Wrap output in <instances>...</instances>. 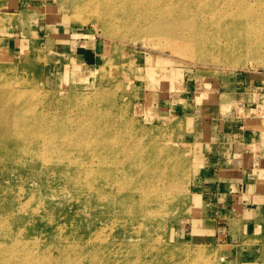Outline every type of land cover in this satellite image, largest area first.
Returning a JSON list of instances; mask_svg holds the SVG:
<instances>
[{
	"label": "rangeland",
	"instance_id": "1",
	"mask_svg": "<svg viewBox=\"0 0 264 264\" xmlns=\"http://www.w3.org/2000/svg\"><path fill=\"white\" fill-rule=\"evenodd\" d=\"M96 1L77 7L75 0H0V72L6 64L9 70L28 67L42 111L54 121L71 123L75 131L89 121L81 119L84 105L69 103L67 94L89 102L99 87L98 95H112L118 100L115 105L128 113L124 118L140 127L136 152H149L150 160L143 164L149 163L157 175L147 177L139 189L143 216L136 220V231L142 233L146 249L125 261L142 264L154 254L159 262L150 264H264V226L256 228L262 233L250 234L246 223L226 221L218 222L223 236L212 235L219 225H208L209 232L201 233L204 204L195 186L203 154L198 123L214 117L264 123V39L242 36L241 31L224 34L199 20L194 4L183 8L164 1L156 7L140 3L129 12L127 5L116 2L109 11L112 32L94 15ZM108 1L111 7L113 1ZM131 27L155 35L135 38L127 31ZM166 34L185 45L177 50ZM225 48L233 53L226 55ZM91 50L96 56L81 60L80 52ZM30 91L14 92L28 102ZM122 208L117 216H136L132 205ZM69 215L67 207L50 211L63 221ZM113 217L99 224H112ZM84 224L80 229L87 231ZM195 230L200 237L194 236ZM111 243L106 254L118 250ZM166 248L186 251L172 255Z\"/></svg>",
	"mask_w": 264,
	"mask_h": 264
},
{
	"label": "bare ground",
	"instance_id": "2",
	"mask_svg": "<svg viewBox=\"0 0 264 264\" xmlns=\"http://www.w3.org/2000/svg\"><path fill=\"white\" fill-rule=\"evenodd\" d=\"M75 1L77 7L93 5V0ZM112 1L110 7L108 0H97L94 14L112 32L109 11L116 2L127 5L129 12L140 3L156 7L164 1L183 8L194 4L195 16L224 34L241 31L242 36L264 39V0ZM128 24H134L131 18ZM127 31L135 38L155 35L134 27ZM166 36L177 50L185 45L181 38ZM222 51L233 53L230 48ZM7 65L0 72V264H119L130 255L139 256L146 249L142 233L136 231V220L143 216L139 189L147 177L157 175L149 163L143 164L150 160L149 152H136L140 127L124 118L128 113L115 105L118 100L112 95H98L99 87L89 102L67 94L69 103L84 105L81 119L89 121L82 131H75L71 123L54 121L42 111L28 67L9 70ZM17 87L18 93L31 90L30 102H22L23 96L14 92ZM126 152L136 153L125 158ZM123 204L132 205L136 216H117ZM66 207L72 214L69 220L50 216L52 208ZM112 213V224L102 227L99 223ZM83 224L87 231L80 229ZM112 241L118 250L106 254ZM173 250L166 248L172 255L186 251ZM152 261L159 262L154 254L142 264Z\"/></svg>",
	"mask_w": 264,
	"mask_h": 264
},
{
	"label": "crops",
	"instance_id": "3",
	"mask_svg": "<svg viewBox=\"0 0 264 264\" xmlns=\"http://www.w3.org/2000/svg\"><path fill=\"white\" fill-rule=\"evenodd\" d=\"M80 53L81 60L95 55L92 50L90 54ZM196 126L203 154L195 186L206 215L198 225L201 233L209 232L205 228L208 225H219L212 235L223 236L221 224L226 221H242L251 226L250 234L262 233L256 228L264 226V123L242 117H214ZM197 231L193 234L200 237Z\"/></svg>",
	"mask_w": 264,
	"mask_h": 264
}]
</instances>
